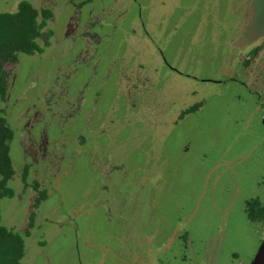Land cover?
Returning a JSON list of instances; mask_svg holds the SVG:
<instances>
[{
  "label": "rangeland",
  "instance_id": "obj_1",
  "mask_svg": "<svg viewBox=\"0 0 264 264\" xmlns=\"http://www.w3.org/2000/svg\"><path fill=\"white\" fill-rule=\"evenodd\" d=\"M20 1L0 0V13L14 12ZM69 1L59 24L77 16L81 26L100 20L101 33L93 32L98 45L85 50L76 39L63 58L56 45L19 55L7 65L15 84L8 83L0 103L14 132L15 190L0 201V219L23 236L25 263L250 264L264 239V221L251 222L244 212L246 199L263 194L264 86L246 64L249 50H264V0ZM83 50L99 59L88 55L76 77ZM257 57L264 62V54ZM86 75L91 87L78 99ZM56 78L64 81L53 94L56 110L45 112L47 139L61 148L59 171L49 174L41 165L23 182L31 158L20 115L54 90ZM261 78L264 85V72ZM117 150L135 174L98 179L104 169H117ZM44 163L51 167V158ZM122 174L123 185L116 181ZM38 180L46 200L33 217L29 184ZM103 181L109 189L101 193Z\"/></svg>",
  "mask_w": 264,
  "mask_h": 264
},
{
  "label": "flooded vegetation",
  "instance_id": "obj_2",
  "mask_svg": "<svg viewBox=\"0 0 264 264\" xmlns=\"http://www.w3.org/2000/svg\"><path fill=\"white\" fill-rule=\"evenodd\" d=\"M44 1H48V3H49V0H42V4L39 7H35L32 3L31 4L35 8H37L38 10L48 9L52 14L50 19L48 20L47 26L45 28L46 31L50 30L52 32V36L49 39V45L45 49H47L48 47L51 48V45H56V49L57 48L59 49V50H57V52L63 58V55L66 56L69 53V51L66 50V46L70 44V47L72 49L73 46H71V45L75 43L76 39H81L82 42H84V44H86L85 50H87V48L93 49L95 45H98L97 43L100 41L96 40L95 33H93V32L95 31L97 33L98 32L101 33V30H102L101 29V23L102 22L100 20L97 21L96 24H90V20H89L88 21L89 23L85 22L83 24V26H81L79 24V21H80L79 16H77L76 20L74 22H72L71 19H67V22L65 25H64V23H63V25H62V23L59 24V21H58L59 13L63 9L67 8L68 4L74 3V1L71 0L72 2H70L69 0H67V2H65V4L63 6L62 5H57V6L56 5H54V6L44 5ZM88 1L90 2L91 0H88ZM77 12L78 11H75V14H77ZM93 44H95V45H93ZM255 49L257 50V48H255ZM85 50H83L82 53H80V60L79 61L76 60V58L72 59L73 61L76 60L77 64L79 65V67L77 68V71L75 72L76 77L79 75L78 71H82V69H83L82 62H89L90 61V59H86V57L88 55H90L91 59L94 58L95 62H97L98 61L97 59H99L96 56V51H94L93 53H89V51H85ZM249 52L251 53V56H250V60L247 62L248 64H246V66L250 70L251 78L255 79V82L260 84V86H264L262 83V78H261L262 72H264V62L260 63L258 61V57H257L259 55V53H260V56L263 55L264 50H259L257 52V55H254V53L250 50H249ZM7 65H13L14 66L15 63L6 64L4 66V70L7 73V77H8V83L13 82V84H15V75L10 77L11 71L9 69H7ZM259 72H261L260 75H258ZM254 73L256 75H254ZM73 76H74V72H73L72 76H69V79L73 78ZM58 78L60 79V77H58ZM58 78L55 79L56 83H53V85L51 86L54 90H49V91L45 92L44 96L40 97L39 102H36L35 106L31 107L29 110H27V107H29V106H27L26 110L22 111L23 113H21V115H20V118L26 120L25 124L23 125V128L21 129L23 132L22 135L24 136V138H27L26 139L27 141L30 142V144L27 146V148L24 149L25 156L31 158V163H29V161H26L25 164L23 165L22 171H25L26 174H27V170L32 169L33 175H38V167H40L41 165H43L44 169H51L49 174H51V171H53V170H54L53 173H55V170H56V173L59 171V168L55 166V163L58 165L62 161L61 148H60V145H57L55 141H52V143H50L47 139L46 125L48 124V122H46V120L48 119L47 118L48 116L45 112V111H48L49 113H52L54 109L56 110V107L55 108L51 107L52 104L56 101V99L53 101V94L55 96L56 87H62L61 85L64 82V81H60L61 79L59 80ZM86 78H87V75H86L85 80L83 82V85H85V86L83 87L82 90H80V93L78 95L79 97H77L78 99H82L83 94L86 93L91 87V86H88V82L86 81ZM90 79H91V77H90ZM65 82L67 83V78H66ZM134 91H136L135 86H134ZM96 93H98V92H96ZM126 94L128 95V97L130 96L129 91H127ZM25 97H26V95H25ZM57 98L59 99V97H57ZM40 100L41 101L44 100V104H41ZM78 102H79V100H78ZM64 103L66 104L67 107H72L75 104L72 101L66 103V100L64 101ZM32 109L34 111H33V113H30ZM72 110H74V109L73 108L70 109V112L68 114L67 119H69V117L73 115L74 111L72 113ZM190 111H192V108L185 110L184 113L182 112L180 117H183V114H187ZM53 115L56 116L57 115L56 112ZM75 115H76V113H75ZM178 117H179V115H178ZM180 117L176 118V120L180 119ZM89 120H91V119L88 117V121ZM263 122H264V118H263ZM59 123H60V119L59 120L56 119V124L58 127L61 126V125L59 126ZM32 131H35V132L32 133ZM56 132H58L57 138H56V140L58 142V140L60 139L61 132H60V130L56 131ZM117 151H118V160H117V164H116L117 169L111 168V169H107L106 171H104L105 170L104 169L100 173L101 178H98V179H108L106 177V174L109 172L122 171L123 174L125 173V171L131 172V169L127 167V162L123 160L126 157L125 153L124 152L122 153L119 150H117ZM49 158H51V162H52L51 167L46 166V164L48 162L44 163V161L48 160ZM102 173H104V175H102ZM131 173H132V175L135 174L134 171H132ZM123 174L120 177H116L117 183H122V185H123L125 179H119V178H123ZM36 179H41V178L38 176ZM40 183L41 182L39 180L36 182L35 186L33 184L28 183L29 188L31 189L30 204H31L33 210H35L34 212H30V215L31 216L33 215V217L37 215V210L40 206L39 205L40 203L37 204V202H36L37 194L40 191V187H41ZM111 183H113V181ZM258 185H259V187L263 188V194L260 193V194L255 195V196H251L250 199H246L244 202V212H245L246 217L249 221H251V222L257 221V222L262 223L264 221V178L262 179V181ZM117 187H118V185H117ZM35 188H37V190H35ZM101 188H102L100 190L101 193L107 192L109 189L106 186L104 181L101 183ZM253 200L255 203L254 202L252 203ZM252 204H254L255 206L252 207ZM252 208H254V210L256 212L258 211L259 213H261L263 219L256 220V221L250 220L247 215L249 214L250 209H252ZM33 221H34V219L30 218V222L27 223V225H29L30 228L34 227ZM30 224H32V226H30ZM181 241L186 246V241H187V235L186 234L182 235ZM181 248L185 251V249L183 247H181ZM204 262L202 260H199V261H197L196 264H204Z\"/></svg>",
  "mask_w": 264,
  "mask_h": 264
},
{
  "label": "trees",
  "instance_id": "obj_3",
  "mask_svg": "<svg viewBox=\"0 0 264 264\" xmlns=\"http://www.w3.org/2000/svg\"><path fill=\"white\" fill-rule=\"evenodd\" d=\"M51 15L48 9L38 10L27 0L19 2L14 12L0 13V103H5L7 99L8 77L4 66L16 63L19 55L34 56L44 52L52 36L50 30H45ZM197 105L199 103L192 107V110L196 109ZM13 137L14 132L5 118V110L0 107V201L14 196L15 190L10 186L14 169L9 156V143ZM21 177L25 182V171ZM44 200L46 195L39 192L37 204ZM254 206L252 204V207ZM247 216L252 221L263 219L261 213L256 212L254 208L250 209ZM29 234V230L23 233L26 237ZM24 257L23 236L3 226L0 219V264H26Z\"/></svg>",
  "mask_w": 264,
  "mask_h": 264
},
{
  "label": "water",
  "instance_id": "obj_4",
  "mask_svg": "<svg viewBox=\"0 0 264 264\" xmlns=\"http://www.w3.org/2000/svg\"><path fill=\"white\" fill-rule=\"evenodd\" d=\"M250 264H264V239Z\"/></svg>",
  "mask_w": 264,
  "mask_h": 264
}]
</instances>
